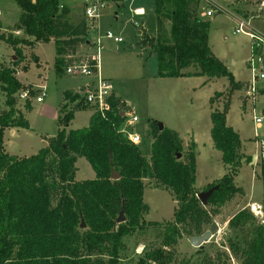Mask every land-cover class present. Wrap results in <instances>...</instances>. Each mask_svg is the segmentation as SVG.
Returning a JSON list of instances; mask_svg holds the SVG:
<instances>
[{"label":"trees","instance_id":"16d2710c","mask_svg":"<svg viewBox=\"0 0 264 264\" xmlns=\"http://www.w3.org/2000/svg\"><path fill=\"white\" fill-rule=\"evenodd\" d=\"M14 2L19 8L17 21L6 36L0 33V40L16 57L13 66H0V91L7 106L0 113V264H119L123 237L147 227H161V239L157 246L143 249L133 264H170L171 248L178 239L183 234L200 233L208 222L205 206H221L241 192L233 178L241 161L250 157L239 152V135L226 124L229 102L222 110L210 111L212 145L220 151L221 162L228 169L216 182L205 186V191L218 186L205 206L196 197L194 186V141L184 148L176 131L166 127L160 130L157 121L148 120V128L141 132L151 140L146 155L140 145L118 132L124 118L116 106L125 103L114 97L105 118L93 112L87 126L66 131L75 111L91 107L83 101L81 92L65 90L56 134L47 145L29 156L8 154L3 146L4 130L28 128L27 120L14 106L15 95L25 88L31 97L35 93L16 77L23 47L52 39L54 74L63 77L65 68L78 60L76 48L86 43L88 30L79 10L75 9L73 15L69 6L59 7V0ZM153 9L155 36L149 37L139 28L138 44L149 46L159 77H225L228 91L223 94L227 99L241 87L208 46L209 21L199 14V0H153ZM12 31H21L23 36L12 35ZM91 70L96 72V68ZM221 95L215 91L213 97ZM24 101L29 110V100ZM180 153L182 159L177 158ZM77 157L90 164L93 179H75ZM112 173L118 178H112ZM144 179L168 188L176 202L172 221L144 220ZM260 179L264 184V160ZM122 204L125 220L117 223ZM253 219L247 210H240L228 226L238 227ZM81 222L84 228H80ZM240 251L242 264H264V228L254 226L253 236L243 240Z\"/></svg>","mask_w":264,"mask_h":264},{"label":"rangeland","instance_id":"374dc122","mask_svg":"<svg viewBox=\"0 0 264 264\" xmlns=\"http://www.w3.org/2000/svg\"><path fill=\"white\" fill-rule=\"evenodd\" d=\"M69 3V0H59ZM199 0V14L207 10L210 16H201L209 21L208 46L212 53L231 72L235 81L241 82L227 99V79L225 77L212 78L203 82L201 76L192 77H159L157 75L156 59L150 52L148 45L139 46L140 30L133 26L131 20L138 19L141 30L149 37L155 36V14L153 0H127L119 7L111 2L100 11L99 34L110 30L114 36H120L123 41L115 43L112 39L102 37L101 48L98 52V74L109 79L113 88L120 93L122 99L129 106L130 115L137 121L132 130L139 134L143 152L148 155L149 137L141 135L148 128V120H155L163 127L171 128L179 134L182 145L186 148L195 141V191H205L208 183L216 182L228 169L221 162V153L211 144L210 111L222 110L228 101L225 113L226 124L239 135V152L249 156L242 160L233 178L234 184L241 189L221 206L206 205L209 220L201 227L200 233L194 235L183 234L171 248L173 261L170 264H242L243 257L240 248L244 239L253 236L254 226L264 228V184L260 179L263 160L260 153L264 150V124L255 128L252 113L264 110V79L254 81L256 92L246 97L245 91L251 80L247 61L250 58V42L248 38L234 33L236 21L242 19L264 35V2L249 0ZM142 7L144 14L140 17L132 16L131 9ZM75 14L74 7H70ZM116 13V15L114 14ZM19 8L14 0H0V21L3 36L17 21ZM96 28H89L86 40L95 38ZM12 35L21 37V31H12ZM93 45L81 44L76 48L75 56L92 54ZM55 46L53 40L35 42L33 46L23 47V58L16 69L20 71L24 65L27 70L20 71L18 78L22 83H44L45 95L37 102L35 97L40 91H35L30 98L31 108L25 110V101L15 95V108L26 111L24 117L28 128H6L3 134V146L6 153L18 156H29L44 147L49 138L57 130V100L64 84L73 85L78 90L83 82L95 79L92 77H74L65 75L56 77L53 69ZM39 58V64L36 65ZM264 70V46L258 54ZM16 60L14 51L0 40V66L11 67ZM25 68V67H24ZM17 73V72H16ZM203 83V84H202ZM40 88V87H39ZM37 89V88H36ZM35 90V89H34ZM215 91L222 92L219 97H213ZM212 97V104L209 99ZM7 110L4 95L0 91V113ZM90 111L81 109L74 113V118L67 126L69 129L82 128L87 125ZM144 134V132H143ZM143 136V137H142ZM252 155L255 156L251 160ZM183 153L177 157L182 159ZM76 180L93 179L94 171L83 158L75 161ZM143 202L146 211L143 218L146 221L165 223L173 220L176 202L168 188L158 184L153 179H144ZM240 210H247L253 221L238 227H229L228 221ZM212 223L216 229L210 232V238L201 247L193 246L189 242L191 236H201L210 230ZM161 227H147L143 231L134 232L123 237L119 251V264H133L143 249L157 246L162 236ZM240 246V247H239Z\"/></svg>","mask_w":264,"mask_h":264},{"label":"built area","instance_id":"2783aa9c","mask_svg":"<svg viewBox=\"0 0 264 264\" xmlns=\"http://www.w3.org/2000/svg\"><path fill=\"white\" fill-rule=\"evenodd\" d=\"M127 0H69V3L59 2V7L69 6L74 7V9L79 10L81 18L84 20L86 25L89 28L97 30L95 38H91V42L86 40V44L94 46V52L92 54L80 55L78 60L65 68V74L74 76V77H92L94 76V82L85 85L81 90V95L83 101L90 106L92 112H98L101 117L105 118L107 113L111 110V98L114 97L113 86L110 80L102 78L99 76L98 68V52L101 48L100 39L102 37L106 39H112L115 43L122 42L123 39L120 36H114L110 30H105L101 35L99 34V20H100V11L106 7L111 2L120 3L115 4L119 7L123 5V2ZM207 4L213 6L212 2L206 0ZM132 16L140 17L144 14L142 8H132ZM116 15V13L114 12ZM211 11L207 10L201 13V16H210ZM132 24L136 28H141V24L138 19L133 18L131 20ZM87 30V31H88ZM234 33H239L245 35L250 42V58L247 61V67L250 70L251 80L248 88L245 91V96H253V93L256 92V86L254 81L257 79H264V70L261 61L258 59V54L260 53L261 48L264 46V35L252 28L248 21L239 19L236 21V26L234 28ZM91 61L93 63H91ZM96 68V72H93L91 69ZM40 95L35 97L37 102L41 101L42 97L45 95V88H39ZM18 97L20 99L26 100L30 99L29 89L25 88L18 92ZM115 98V97H114ZM118 112L123 116V124L118 127V132L124 134L126 138L132 144H138L140 142V136L135 131H130L129 128L137 121L135 116L126 118L127 115H130L131 111L129 106L125 103L124 105L118 104L116 106ZM252 121L255 128H259L264 124V110L260 112L252 113ZM261 145L264 146V143L261 142ZM264 149V148H263ZM260 157L264 160V150L260 153Z\"/></svg>","mask_w":264,"mask_h":264},{"label":"water","instance_id":"95a60500","mask_svg":"<svg viewBox=\"0 0 264 264\" xmlns=\"http://www.w3.org/2000/svg\"><path fill=\"white\" fill-rule=\"evenodd\" d=\"M264 2V0H263ZM158 128L161 130L163 128V124L157 122ZM179 156V154H177V157ZM255 158L254 155H252L251 160L253 161ZM118 174L117 173H112L111 177L116 179L118 178ZM218 188L217 185L212 186L211 188H209L206 191L200 192L196 195V197L198 198L199 202L201 205L205 206L207 204V199L208 197L212 194V192L214 190H216ZM125 217H124V208H123V204L118 212V216L116 218V222L117 223H121L124 222ZM80 228H84V224L81 222L80 224ZM216 229L215 223H212L210 226V230L205 231L201 236H191L189 238V242L191 243V245L193 246H197V247H201L202 243L205 242L207 239L210 238V232L214 231Z\"/></svg>","mask_w":264,"mask_h":264},{"label":"crops","instance_id":"0c3cea01","mask_svg":"<svg viewBox=\"0 0 264 264\" xmlns=\"http://www.w3.org/2000/svg\"><path fill=\"white\" fill-rule=\"evenodd\" d=\"M136 8H142V7H136ZM142 26V25H141ZM91 40L92 39H88L87 38V41H89V42H91ZM22 64V63H21ZM23 65V64H22ZM36 65L38 66V65H40L39 64V58H38V61H37V63H36ZM27 68H28V65L26 64L25 65V68H23V69H21L20 71H25V70H27ZM20 71H18V69H16V77L18 76V74L20 73ZM202 79H203V82L205 83V82H207V81H209V80H211L212 78H210V79H207V78H205V77H201ZM17 79L20 81V79L17 77ZM109 80V79H108ZM21 82V81H20ZM92 82H94V79L93 80H88V81H85V82H83V84H81L80 85V87H79V89L78 90H76V89H74V87H73V85H65L64 84V87H62V89H61V91H60V94H59V98H58V100H57V114H58V110H59V108L63 105V103H64V101H63V92L65 91V90H71L72 92H77V93H79V92H81V90H82V88L85 86V85H87V84H90V83H92ZM22 83V82H21ZM23 85H30L33 89H35V91L37 92V91H39L40 89H39V87L41 88V87H44V83H42V84H38V85H35L34 83H22ZM203 84V83H202ZM37 88V89H36ZM113 94H114V97L117 99V100H119V102H124L125 103V101H124V99H122V97H121V95H120V93L119 92H117L114 88H113ZM29 104H30V108H31V103H30V99H29ZM17 109H19V108H17ZM25 109V108H24ZM26 110V109H25ZM30 110V109H29ZM89 111H90V116H91V114L93 113L92 112V110L91 109H88ZM20 111V110H19ZM27 111V110H26ZM26 111H20L22 114H23V116H24V113L26 112ZM78 111V110H77ZM76 112V111H75ZM74 112V113H75ZM90 116H89V118H88V121H89V119H90ZM25 118V117H24ZM73 118H74V114H73ZM56 120H57V118H56ZM88 121H87V124H88ZM71 122V121H70ZM70 124V123H69ZM68 124V125H69ZM67 125V126H68ZM66 126V131H68V130H70L68 127ZM87 126V125H86ZM85 127V126H84ZM11 128H18V127H11ZM77 129V128H76ZM169 129H171V128H169ZM56 134V133H55ZM182 140V139H181ZM194 141V140H193ZM194 143H195V141H194ZM212 144V143H211ZM46 145H47V143H46ZM45 145V146H46ZM44 146V147H45ZM196 146V145H195ZM18 156V155H17Z\"/></svg>","mask_w":264,"mask_h":264}]
</instances>
